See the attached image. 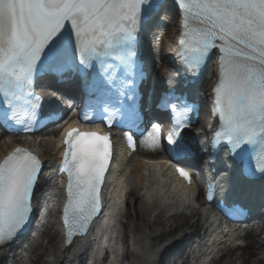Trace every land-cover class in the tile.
I'll use <instances>...</instances> for the list:
<instances>
[{
    "label": "snow or ice",
    "instance_id": "1",
    "mask_svg": "<svg viewBox=\"0 0 264 264\" xmlns=\"http://www.w3.org/2000/svg\"><path fill=\"white\" fill-rule=\"evenodd\" d=\"M148 0H0V124L23 131L39 124L43 95L36 94L38 78L63 84L78 80L89 96L102 95L120 115L121 123L137 128L136 99L143 70L137 69L142 6ZM181 34L173 53L184 73L199 76L202 66L217 55V80L211 92L212 114L219 130L208 141L210 151L226 142L230 158L247 162L245 146L264 145V0H175ZM167 10V0H154L149 14ZM109 61H113L110 63ZM121 68L123 75L117 71ZM180 73L177 71V75ZM166 93L161 103L176 108ZM94 110L93 104L86 106ZM186 107V106H185ZM57 109L50 113L55 116ZM62 118V117H61ZM83 122L92 119L85 111ZM52 122H56L53 120ZM187 127V123H183ZM174 125L166 137L174 157L190 154V145ZM153 125L151 145L158 142ZM127 135L129 142L132 135ZM59 171L67 175V203L63 209L69 244L82 234L102 210L100 197L111 160L108 135L81 132L69 125L63 133ZM150 145V146H151ZM214 159L209 163H213ZM41 159L17 147L0 159V249L10 244L31 222V200L40 181ZM176 171L190 180L189 173ZM244 174L264 178V164L246 163ZM253 179L250 183H254ZM209 184L207 200L214 199ZM249 193H235L233 208H247ZM264 196V186L261 188Z\"/></svg>",
    "mask_w": 264,
    "mask_h": 264
},
{
    "label": "bare ground",
    "instance_id": "2",
    "mask_svg": "<svg viewBox=\"0 0 264 264\" xmlns=\"http://www.w3.org/2000/svg\"><path fill=\"white\" fill-rule=\"evenodd\" d=\"M171 35L165 38V41H170ZM211 74L209 69L206 70L205 79ZM168 81V80H167ZM199 143L198 140H195ZM13 143H21L24 148L39 152L41 150L47 160L53 156L50 155L52 148L56 146V142L52 139H46L36 143L35 139L12 140L3 139L0 142V159L7 155ZM142 152L145 155L160 154L161 144L158 141L152 147L142 146ZM222 158L217 159L213 170L215 172L213 182L228 187L230 191L235 193L245 191L249 194H260L261 188L264 186V178L257 183H240L236 171L224 164ZM119 163L124 170V175L115 179L114 189L109 196L111 206L118 207L120 205V195L123 191L124 184L130 188L129 195L132 196L130 205L135 206L133 211L135 221L132 224L130 218L126 215L125 226L132 227L131 232L134 233L133 247L138 246L141 249L140 256L138 257V264H153V255L146 249L145 242H151L153 239L160 237L167 227H172L175 223L187 224L190 220V215L197 213L196 208L189 209L186 207L187 202L191 200V196L187 190L181 187L173 178L171 171L166 165L150 164L142 160L139 156H133L130 159L125 157L119 158ZM53 172V171H52ZM52 174L50 173V177ZM61 181L58 179L53 180V185L48 188L47 206L53 207L55 201L58 199ZM111 182L109 183V185ZM249 194L245 197L247 198ZM202 199V194L200 195ZM155 206V217L153 220H147L149 212ZM166 212L169 215L165 219L160 218V213ZM194 225V223L192 224ZM124 226V227H125ZM142 229L147 230V235L143 236L139 231ZM56 225L51 224L49 228L40 235L39 239L30 246V255L27 256L31 261L33 256L43 250L47 253L45 259L40 264H72V257L77 255L84 247L85 242L77 244L72 251H65L60 243L57 245L55 236ZM47 240V243L44 242ZM145 241V242H144ZM259 247L258 253H264V240L263 242L255 243ZM237 249H229L222 252L223 257L230 254L237 253ZM123 257L128 258L132 256L130 248H126L122 254ZM71 258V259H70ZM8 252L6 250L0 251V264H4L8 260ZM262 261L261 258H257ZM14 264H21L19 261L14 260ZM34 262V259H33ZM230 263V262H229ZM250 263V261H248ZM215 264H220L217 262ZM242 264H245L242 262Z\"/></svg>",
    "mask_w": 264,
    "mask_h": 264
},
{
    "label": "rangeland",
    "instance_id": "3",
    "mask_svg": "<svg viewBox=\"0 0 264 264\" xmlns=\"http://www.w3.org/2000/svg\"><path fill=\"white\" fill-rule=\"evenodd\" d=\"M169 23H170V28L167 30V35H171V33H172L173 38H174L175 37V33H176L175 19L172 18ZM167 43L168 42H166V44ZM197 169H200V165H198ZM133 210H134V208H133ZM133 210H128V213H127L128 217L130 218V222L132 224L135 221L134 216H133ZM167 215H168L167 213L162 212L161 215H160V218L163 220V218H165ZM152 216L154 217V210L150 211V213H149V215L147 217V220H151ZM192 222H194V221L189 220L188 223L185 224V225L181 224L180 222H177L174 225L175 226H182V225L183 226H189V225H191ZM131 229H132V227H129V226L127 227L126 226V232L127 233L131 234ZM169 229H171V228H169ZM166 230H167V228L164 229V231L162 233L163 235L166 234ZM140 233L143 236H146L147 235V230L146 229H142V230L139 231V234ZM163 235L158 237L157 240H155V242H154L155 246L159 245L160 241L163 242L165 240V237H163ZM55 237L58 238V235L56 234ZM261 237H264V232L262 233ZM261 237L257 238L258 242H263L264 238L261 239ZM250 239H252V237H247L246 238V240H250ZM45 243H46V241H45ZM57 244H59V243L57 242ZM258 250H259V247L256 246V244H254V246H252V247H250L248 249H245L243 251L242 250H238L237 253H235V254L227 255L226 257H224V259L221 260L220 264H242V262H244L245 264H264V253H258L259 252ZM39 253H40V251H39ZM46 256H47V253L46 252H42V254L40 256H38V259L35 261L34 264H40L41 261L46 258ZM257 258H261L262 261L259 262ZM248 261H250V263H248ZM26 264H28V262H26Z\"/></svg>",
    "mask_w": 264,
    "mask_h": 264
}]
</instances>
